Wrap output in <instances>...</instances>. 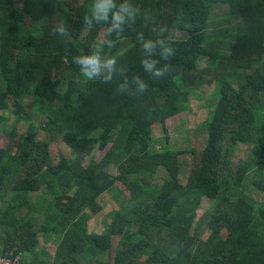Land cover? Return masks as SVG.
<instances>
[{"label":"trees","instance_id":"trees-1","mask_svg":"<svg viewBox=\"0 0 264 264\" xmlns=\"http://www.w3.org/2000/svg\"><path fill=\"white\" fill-rule=\"evenodd\" d=\"M107 3L0 0V134H9L3 114L25 124L0 148V254L20 264H264V170L250 181L253 161L235 160L238 145L264 150V0H112L96 19ZM121 5L134 17L117 29ZM165 47L175 49L169 61ZM91 55L115 58L111 73L83 76L75 59ZM142 60L171 67L155 79ZM137 77L148 83L142 95ZM209 85L200 148L158 149L154 128L167 133L191 92ZM39 132L71 161L54 163ZM96 145L103 158L85 165ZM110 192L119 207L109 229L89 233ZM203 199L213 203L198 215ZM39 237L55 242L52 257L34 253Z\"/></svg>","mask_w":264,"mask_h":264},{"label":"rangeland","instance_id":"rangeland-1","mask_svg":"<svg viewBox=\"0 0 264 264\" xmlns=\"http://www.w3.org/2000/svg\"><path fill=\"white\" fill-rule=\"evenodd\" d=\"M71 6H76L79 0H67ZM215 14V12H214ZM213 14V15H214ZM214 18H220V13L215 14ZM226 46L229 47L232 44V40H226ZM206 64L204 62L199 63V67L203 68ZM214 85L204 86L198 89L195 92H191L189 96V108L181 113L178 117L172 118L166 123L167 133L164 132V129L161 126H157L153 130L154 139L156 141V147L158 149L170 147L175 150H184L191 149L193 147L201 146V141L199 138H196L195 131L205 122L209 115V99ZM5 117H8L7 128L9 129V134L4 135L0 134V148L10 150L14 144H16L24 131L25 124L19 122L11 115L3 114ZM30 121L38 123L39 117L37 114L30 115ZM198 127V128H197ZM197 128V129H196ZM194 129H196L194 131ZM194 131V132H193ZM193 132V133H192ZM96 135V134H95ZM168 136V138H167ZM37 137L48 144L49 155L51 160L54 163L59 162L60 160L70 162L73 158L72 152L61 143H56L50 141L42 132H39ZM104 156V152L97 149L95 146L94 151L91 155L87 156L84 164H88L89 161H101ZM251 159L252 162V173L248 180L253 181L257 180V176L264 170V150L260 146H250V145H238L235 151V160L239 159ZM191 159H188V162ZM189 176V169L184 166L180 169V180L183 183L187 182ZM117 188L128 197V193L123 185L120 183L116 184ZM116 195L113 192L102 194L98 203L101 206V210L95 216L91 218L88 222V232L89 233H104L109 229V224L111 221L112 213L118 209L119 205L117 203ZM212 201L208 199H203L199 209H197V214L200 215L209 209L212 205ZM65 232V229L57 230L56 236L51 239H59V237ZM40 236V235H39ZM51 239L48 242L41 241L34 249V253H44L48 257H52L54 250V243L51 242ZM119 236L115 235L112 237L113 247L118 243Z\"/></svg>","mask_w":264,"mask_h":264},{"label":"clouds","instance_id":"clouds-1","mask_svg":"<svg viewBox=\"0 0 264 264\" xmlns=\"http://www.w3.org/2000/svg\"><path fill=\"white\" fill-rule=\"evenodd\" d=\"M110 7H113V8L115 7V5L112 3V0H108L106 7L99 9L96 13H94L95 18L98 20L107 19L108 8ZM126 16L129 18H133L134 13L129 10L128 6L121 5L119 11L114 12L112 16L114 27L119 29L120 25L124 23ZM185 27L190 29L191 25H185ZM59 30L63 32L62 28ZM158 42L163 43L162 41H158ZM142 48L145 51L151 53L153 49L155 48V43H153V41L151 40L145 41L142 44ZM174 55H175V49L173 47L163 48L162 58L165 61H169V59L173 57ZM75 62L79 65H82V68H81L82 75L85 76L88 80H93L99 76L101 67H106L109 73H111L116 63V60L115 58H110L105 65H101L98 57L96 55H91L89 57H77L75 59ZM141 63L145 71L150 73V77L155 78V79L163 78L169 72L170 67H171L169 63H166L163 67H156L155 65L157 61L148 62V61L142 60ZM110 79H111V76L109 75L108 77L105 78V82L109 81ZM135 79L138 85L139 95H142L148 89V83L145 81L139 80L138 77Z\"/></svg>","mask_w":264,"mask_h":264},{"label":"built area","instance_id":"built-area-1","mask_svg":"<svg viewBox=\"0 0 264 264\" xmlns=\"http://www.w3.org/2000/svg\"><path fill=\"white\" fill-rule=\"evenodd\" d=\"M0 264H20L19 256H8L0 254Z\"/></svg>","mask_w":264,"mask_h":264}]
</instances>
